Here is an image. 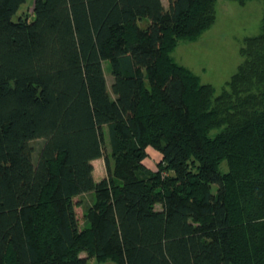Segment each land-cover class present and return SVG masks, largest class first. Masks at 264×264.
I'll return each mask as SVG.
<instances>
[{"label":"trees","instance_id":"1","mask_svg":"<svg viewBox=\"0 0 264 264\" xmlns=\"http://www.w3.org/2000/svg\"><path fill=\"white\" fill-rule=\"evenodd\" d=\"M26 1L0 0V264H264V16L215 96L172 53L217 0Z\"/></svg>","mask_w":264,"mask_h":264},{"label":"rangeland","instance_id":"2","mask_svg":"<svg viewBox=\"0 0 264 264\" xmlns=\"http://www.w3.org/2000/svg\"><path fill=\"white\" fill-rule=\"evenodd\" d=\"M167 6V0H162ZM33 0H27L22 5L17 16L29 20L34 18ZM264 16V6L261 0H253L241 5L233 0H217L216 2V22L208 31H206L197 41H182L172 53L175 62L183 65L198 75L202 84L212 85L215 89V96L220 95L226 84L237 71L239 65L244 61L241 55V49L246 38L257 36L261 33L262 18ZM148 23L145 19L141 26ZM105 75L107 78L109 90L111 89L112 74L111 65L108 61L103 63ZM106 143L109 148V139L107 128H105ZM43 140H34L32 147L34 149V161L38 159ZM148 157L144 161L149 171L156 172L161 163V154L149 148ZM93 177L96 182L106 177L105 162L103 159L93 161ZM220 172H228V165L223 162L220 166ZM215 190L216 187H213ZM77 203L76 213L81 227L84 226V213L86 209L94 202L92 194H85L75 199ZM157 210L161 206H156ZM87 254L83 253L82 257ZM87 264H115L112 260L99 261L96 258L89 259Z\"/></svg>","mask_w":264,"mask_h":264}]
</instances>
